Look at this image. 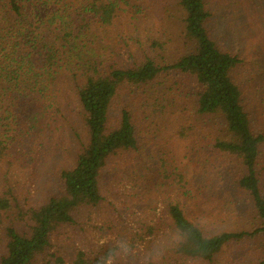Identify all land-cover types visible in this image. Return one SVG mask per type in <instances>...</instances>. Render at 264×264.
Listing matches in <instances>:
<instances>
[{"label":"trees","instance_id":"trees-1","mask_svg":"<svg viewBox=\"0 0 264 264\" xmlns=\"http://www.w3.org/2000/svg\"><path fill=\"white\" fill-rule=\"evenodd\" d=\"M177 3L187 50L166 52L160 37L150 35L152 56L139 37L144 0H0V264H98L108 246L77 248L72 255L67 248L72 231L105 202L107 169L140 152L133 107L164 112L171 96L184 94L193 100L196 126L186 115L180 138L190 151L203 146L217 171L212 173L230 179L235 197L245 200L248 219L246 227L227 229H219L220 220L212 224L217 231L192 222L181 202L193 199L189 182L168 147L160 148L158 176L176 195L167 203L166 222L171 230L190 232L165 261L232 264L228 249L252 243L259 251L256 264H264V134L255 129L233 78L244 61L214 40L208 0ZM164 83L163 91L155 89ZM123 94L127 100L114 114ZM64 133L78 144L73 166L57 171L60 191L39 206L21 201L15 179L31 160L24 146L40 140L45 148L51 140L60 150ZM228 193L229 202L234 196ZM7 217L14 221L1 230Z\"/></svg>","mask_w":264,"mask_h":264},{"label":"rangeland","instance_id":"rangeland-1","mask_svg":"<svg viewBox=\"0 0 264 264\" xmlns=\"http://www.w3.org/2000/svg\"><path fill=\"white\" fill-rule=\"evenodd\" d=\"M208 4L213 13L210 30L214 40L221 49L238 55L244 61L234 72L233 78L244 91L247 107L256 121L255 129L264 134V0H208ZM144 7L147 11L143 10L140 20L142 33L139 36L143 49L153 56L148 37L156 35L160 37L166 52L179 54L186 51L181 36L184 14L177 0H144ZM136 33L131 38L139 35ZM131 44L138 48L137 42ZM167 87L164 83L155 89L163 91ZM122 98L117 100L114 114L127 100L124 94ZM185 99V94L179 100L171 96L164 112L150 105L133 107L140 152L130 161H116L119 164L114 163L107 169L103 181L105 202L99 209L86 215L82 225L72 231L74 244L71 243L67 248L69 255L77 248H112L119 240L127 239L136 248L137 255L120 263L141 264L144 252L172 231L169 221L166 222L167 203L175 200L176 195L168 186V181L158 176V159L162 153L160 148L166 146L192 191V201L186 203L181 199L189 219L199 225V221L203 220L205 225L208 224L207 229L212 228L214 231L234 228L236 224L246 227L247 204L243 197H235L233 188H230V179L212 173L217 171L210 164V155H206L202 145L190 151L187 148L189 143L180 138L179 124L185 121L186 115L192 116L190 122L196 126L193 100ZM173 101H176V107ZM180 102H184L186 108L177 109L180 108ZM183 124L189 125L186 122ZM61 137V142L58 141L62 147L60 150L54 147L51 140L45 143V148H42L40 140H32V144L24 146L31 160H27L30 164L21 169L15 179L21 201L28 199L31 205L39 206L51 194L60 191L57 171L73 166L78 144L67 133ZM219 163L221 161H217L216 165ZM223 164L226 165L225 162ZM168 171L173 174L174 166ZM229 190L234 197L228 202ZM220 220L221 226L216 229V225L212 224ZM11 221L14 219L4 218L1 230L9 226ZM3 248L1 243L0 254ZM171 254L169 251L165 255L162 264H170L165 259ZM258 256L259 251L252 243L234 245L228 249L227 255L232 264H256Z\"/></svg>","mask_w":264,"mask_h":264},{"label":"clouds","instance_id":"clouds-1","mask_svg":"<svg viewBox=\"0 0 264 264\" xmlns=\"http://www.w3.org/2000/svg\"><path fill=\"white\" fill-rule=\"evenodd\" d=\"M199 223L203 226L205 222L200 220ZM189 236L190 232L186 227L173 229L144 252L141 264H162L165 255L182 245ZM136 255L137 250L133 244L127 239H121L99 259L98 264H120V261Z\"/></svg>","mask_w":264,"mask_h":264}]
</instances>
